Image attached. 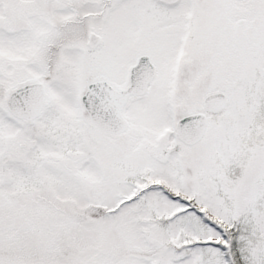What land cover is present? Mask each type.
I'll return each mask as SVG.
<instances>
[{"label":"snow or ice","instance_id":"1","mask_svg":"<svg viewBox=\"0 0 264 264\" xmlns=\"http://www.w3.org/2000/svg\"><path fill=\"white\" fill-rule=\"evenodd\" d=\"M0 264H264V0H0Z\"/></svg>","mask_w":264,"mask_h":264}]
</instances>
